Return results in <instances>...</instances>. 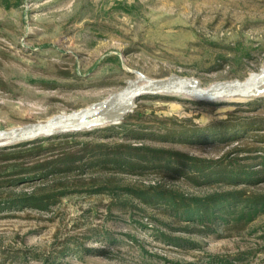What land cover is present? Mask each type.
<instances>
[{"label":"rangeland","instance_id":"1","mask_svg":"<svg viewBox=\"0 0 264 264\" xmlns=\"http://www.w3.org/2000/svg\"><path fill=\"white\" fill-rule=\"evenodd\" d=\"M263 65L264 0H0V130L91 107L139 76L180 75L209 87L244 80ZM262 101L249 110L253 100L199 106L160 96L141 99L137 107L158 136L163 134L156 131L158 122L165 119L195 129L236 112L238 118L264 123ZM262 137L264 128L239 141L149 137L145 144L207 162L235 160L257 171L260 161L253 158L264 151L243 150L264 148ZM80 142L93 141L82 136ZM75 179L81 193L65 198L51 213L0 211V264H209L212 258L264 264V215L244 230L204 236L183 231L185 224L139 201L84 192L99 182L196 197L231 189L195 187L162 171L80 172ZM245 189L264 195V182L238 190ZM124 202L135 208H123ZM161 232L191 243H167ZM65 250L69 253L62 256Z\"/></svg>","mask_w":264,"mask_h":264},{"label":"trees","instance_id":"2","mask_svg":"<svg viewBox=\"0 0 264 264\" xmlns=\"http://www.w3.org/2000/svg\"><path fill=\"white\" fill-rule=\"evenodd\" d=\"M160 96H148L154 99ZM263 98L253 100L252 106L262 103ZM199 106H220L222 103H197ZM229 113L228 118L209 126L195 129L174 119L159 121V128L151 132L152 123L137 107L122 124L87 133H73L44 138L10 148L0 149V211L2 209H30L51 213L67 197L79 195L80 179L75 175L84 173H111L113 175H137L149 171L178 175L189 185L206 188L220 186L224 190L203 197L189 196L162 187L130 188L99 182L91 194L111 193L115 198L127 197L139 201L143 207L158 208L179 224L183 231L204 236L244 230L264 215V195L248 190H238L242 185L251 187L264 182V156H257L260 170L240 166L235 160L207 162L186 154L163 151L146 145L147 138L161 141H202L204 143L239 141L264 128V123L253 118H238ZM159 133V132H158ZM85 136L93 142H80ZM151 138V139H152ZM207 140V141H206ZM260 142V141H259ZM137 143V144H136ZM264 144V137H262ZM248 149L247 153L264 151ZM241 151V150H238ZM242 151V152H243ZM214 184H216L214 186ZM27 186L28 191L24 187ZM19 187L18 192L13 188ZM84 187V186H82ZM133 203V202H131ZM123 208L133 207L124 202ZM160 238L167 243H191L172 238L166 232ZM79 247V246H77ZM66 250L62 256L66 255ZM230 264L212 258L209 264Z\"/></svg>","mask_w":264,"mask_h":264},{"label":"water","instance_id":"3","mask_svg":"<svg viewBox=\"0 0 264 264\" xmlns=\"http://www.w3.org/2000/svg\"><path fill=\"white\" fill-rule=\"evenodd\" d=\"M148 96L179 97L213 104L248 102L264 98V65L244 80H230L206 87L195 78L171 75L161 79L143 76L128 80L123 89L108 99L72 113L48 120L0 130V149L73 133H87L122 124L134 112L139 100Z\"/></svg>","mask_w":264,"mask_h":264}]
</instances>
